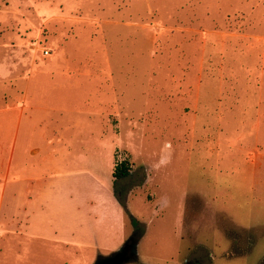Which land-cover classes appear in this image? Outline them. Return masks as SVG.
Here are the masks:
<instances>
[{
    "label": "rangeland",
    "instance_id": "1",
    "mask_svg": "<svg viewBox=\"0 0 264 264\" xmlns=\"http://www.w3.org/2000/svg\"><path fill=\"white\" fill-rule=\"evenodd\" d=\"M134 233L126 264H264V0H0V264Z\"/></svg>",
    "mask_w": 264,
    "mask_h": 264
},
{
    "label": "water",
    "instance_id": "2",
    "mask_svg": "<svg viewBox=\"0 0 264 264\" xmlns=\"http://www.w3.org/2000/svg\"><path fill=\"white\" fill-rule=\"evenodd\" d=\"M139 239V235H132L126 240L119 251L107 258L100 259L95 264H126L134 261L137 256V244Z\"/></svg>",
    "mask_w": 264,
    "mask_h": 264
},
{
    "label": "trees",
    "instance_id": "3",
    "mask_svg": "<svg viewBox=\"0 0 264 264\" xmlns=\"http://www.w3.org/2000/svg\"><path fill=\"white\" fill-rule=\"evenodd\" d=\"M128 174H129V168L127 162L123 161L115 166L114 171L112 172V177L116 181L128 176Z\"/></svg>",
    "mask_w": 264,
    "mask_h": 264
},
{
    "label": "built area",
    "instance_id": "4",
    "mask_svg": "<svg viewBox=\"0 0 264 264\" xmlns=\"http://www.w3.org/2000/svg\"><path fill=\"white\" fill-rule=\"evenodd\" d=\"M45 55H48V52L47 51H45Z\"/></svg>",
    "mask_w": 264,
    "mask_h": 264
},
{
    "label": "flooded vegetation",
    "instance_id": "5",
    "mask_svg": "<svg viewBox=\"0 0 264 264\" xmlns=\"http://www.w3.org/2000/svg\"><path fill=\"white\" fill-rule=\"evenodd\" d=\"M134 234H136V233H134ZM134 234H133V235H134Z\"/></svg>",
    "mask_w": 264,
    "mask_h": 264
}]
</instances>
